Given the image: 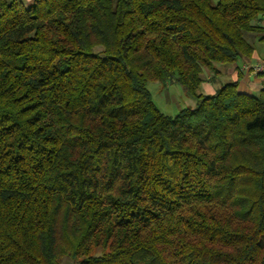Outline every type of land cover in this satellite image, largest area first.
<instances>
[{"label":"trees","instance_id":"1","mask_svg":"<svg viewBox=\"0 0 264 264\" xmlns=\"http://www.w3.org/2000/svg\"><path fill=\"white\" fill-rule=\"evenodd\" d=\"M264 0H0V264H264V87L199 92ZM264 75V74H261ZM196 99L175 115L148 82Z\"/></svg>","mask_w":264,"mask_h":264},{"label":"crops","instance_id":"2","mask_svg":"<svg viewBox=\"0 0 264 264\" xmlns=\"http://www.w3.org/2000/svg\"><path fill=\"white\" fill-rule=\"evenodd\" d=\"M28 6L32 0H23ZM260 36L256 37L254 52L250 56H243L236 62L231 64L216 63V71L206 69L204 72V80L200 90L203 94H214L217 89L228 82H238V88L244 92H257L264 87V75L253 72L249 66L258 60H264V40H260ZM220 77L224 78V84L221 83ZM192 106L195 107L197 101L195 98L189 99ZM188 100V101H189ZM189 107V106H187Z\"/></svg>","mask_w":264,"mask_h":264},{"label":"rangeland","instance_id":"3","mask_svg":"<svg viewBox=\"0 0 264 264\" xmlns=\"http://www.w3.org/2000/svg\"><path fill=\"white\" fill-rule=\"evenodd\" d=\"M214 3H217L218 0H212ZM257 23H260L261 25H264V15H260L258 19L256 20ZM259 33H250L248 34V38L256 43V37L260 36ZM221 83L224 82V78H219ZM148 88L152 94V98L155 102V104L158 106V108L169 115H175L178 113V111L184 107H191L192 104L190 102V98L193 99L194 97L191 95V93L182 85L180 84L176 79L168 80V81H149L148 82ZM199 92H202L199 90ZM257 92H250L252 94H258ZM189 100V101H188ZM76 260L73 258H70L68 256H65L62 259V264H76Z\"/></svg>","mask_w":264,"mask_h":264},{"label":"built area","instance_id":"4","mask_svg":"<svg viewBox=\"0 0 264 264\" xmlns=\"http://www.w3.org/2000/svg\"><path fill=\"white\" fill-rule=\"evenodd\" d=\"M249 68L257 74H264V60H258L250 64Z\"/></svg>","mask_w":264,"mask_h":264}]
</instances>
